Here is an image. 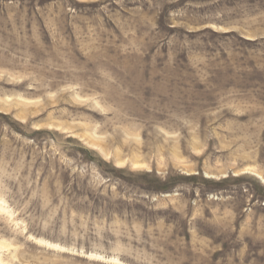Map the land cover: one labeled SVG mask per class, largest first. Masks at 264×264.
<instances>
[{
  "label": "rangeland",
  "instance_id": "obj_1",
  "mask_svg": "<svg viewBox=\"0 0 264 264\" xmlns=\"http://www.w3.org/2000/svg\"><path fill=\"white\" fill-rule=\"evenodd\" d=\"M0 264H264V0H0Z\"/></svg>",
  "mask_w": 264,
  "mask_h": 264
}]
</instances>
